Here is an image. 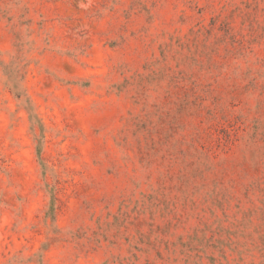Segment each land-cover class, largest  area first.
<instances>
[{"label": "rangeland", "instance_id": "obj_1", "mask_svg": "<svg viewBox=\"0 0 264 264\" xmlns=\"http://www.w3.org/2000/svg\"><path fill=\"white\" fill-rule=\"evenodd\" d=\"M0 264H264V0H0Z\"/></svg>", "mask_w": 264, "mask_h": 264}]
</instances>
